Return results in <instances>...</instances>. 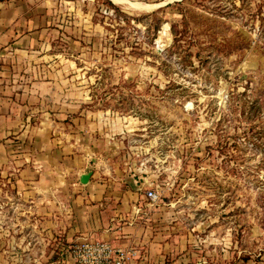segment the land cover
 Returning <instances> with one entry per match:
<instances>
[{"label": "rangeland", "instance_id": "374dc122", "mask_svg": "<svg viewBox=\"0 0 264 264\" xmlns=\"http://www.w3.org/2000/svg\"><path fill=\"white\" fill-rule=\"evenodd\" d=\"M0 2L40 41L36 131L67 133L101 184L155 191L163 264H264V0Z\"/></svg>", "mask_w": 264, "mask_h": 264}, {"label": "crops", "instance_id": "0c3cea01", "mask_svg": "<svg viewBox=\"0 0 264 264\" xmlns=\"http://www.w3.org/2000/svg\"><path fill=\"white\" fill-rule=\"evenodd\" d=\"M172 1L181 0L159 3ZM12 14L0 2V264H75L70 250L86 237L139 248L129 264H163L179 248L162 231L164 207L144 191L111 189L95 173L82 185L87 153L74 151L65 132L36 131L52 110L42 107L50 93L37 76L40 41L34 30L18 32ZM59 111L69 112L65 104Z\"/></svg>", "mask_w": 264, "mask_h": 264}, {"label": "built area", "instance_id": "2783aa9c", "mask_svg": "<svg viewBox=\"0 0 264 264\" xmlns=\"http://www.w3.org/2000/svg\"><path fill=\"white\" fill-rule=\"evenodd\" d=\"M145 196L151 201L157 198L153 190L146 191ZM70 256L75 264H128L137 256V251L86 237L71 248Z\"/></svg>", "mask_w": 264, "mask_h": 264}, {"label": "bare ground", "instance_id": "6f19581e", "mask_svg": "<svg viewBox=\"0 0 264 264\" xmlns=\"http://www.w3.org/2000/svg\"><path fill=\"white\" fill-rule=\"evenodd\" d=\"M112 1L116 4H126L128 5V7H132L133 9H151L161 5L158 3H143L139 1H129V0H112Z\"/></svg>", "mask_w": 264, "mask_h": 264}, {"label": "water", "instance_id": "95a60500", "mask_svg": "<svg viewBox=\"0 0 264 264\" xmlns=\"http://www.w3.org/2000/svg\"><path fill=\"white\" fill-rule=\"evenodd\" d=\"M90 176H91V171L90 170H85V172L80 174L79 182L81 184H87L89 182V180H90Z\"/></svg>", "mask_w": 264, "mask_h": 264}, {"label": "trees", "instance_id": "16d2710c", "mask_svg": "<svg viewBox=\"0 0 264 264\" xmlns=\"http://www.w3.org/2000/svg\"><path fill=\"white\" fill-rule=\"evenodd\" d=\"M107 2H110V1H107ZM134 20L137 21L136 19H134ZM257 41L259 43H262V42L264 43V22H263V20H262V22L259 25L258 40Z\"/></svg>", "mask_w": 264, "mask_h": 264}]
</instances>
